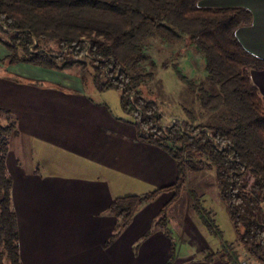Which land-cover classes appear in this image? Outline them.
<instances>
[{
    "label": "trees",
    "instance_id": "trees-1",
    "mask_svg": "<svg viewBox=\"0 0 264 264\" xmlns=\"http://www.w3.org/2000/svg\"><path fill=\"white\" fill-rule=\"evenodd\" d=\"M201 1L0 0V43L10 51L5 60L10 65L57 71L83 66V83L87 86L92 80L99 92L119 91L122 108L135 117L142 138L177 160L174 184L114 199L110 212L117 224L110 242L163 192H173L171 204L187 185L189 173L214 171L240 245L264 264V96L251 75L252 70H264V59L246 49L237 35L253 22L249 9L203 7ZM153 40L161 46L184 41L185 48L197 47L206 60V78L197 84L178 67L176 72L197 92L206 111L222 114L220 122L159 127L165 115L159 102L144 92L155 79ZM17 132V123L4 124L0 114V264H22L13 179L7 167L10 139ZM196 210L218 235L213 221L209 224L198 206ZM167 211L166 207L160 212L161 221H166ZM233 248V254L224 256L238 264Z\"/></svg>",
    "mask_w": 264,
    "mask_h": 264
},
{
    "label": "crops",
    "instance_id": "crops-1",
    "mask_svg": "<svg viewBox=\"0 0 264 264\" xmlns=\"http://www.w3.org/2000/svg\"><path fill=\"white\" fill-rule=\"evenodd\" d=\"M203 7H243L253 22L238 38L264 59V0H202ZM0 43V114L16 122L7 167L13 179L22 264H227L206 242L198 254H171L173 238L154 229L173 192L146 203L112 242L114 199L174 184L178 162L142 138L139 123L117 102L98 99L79 74L6 64ZM264 96V70H252ZM169 204V205H168ZM169 209V208H168ZM199 226V225H198ZM197 227V226H196ZM182 236H186L182 234ZM214 250V249H212ZM214 254L212 261L206 258Z\"/></svg>",
    "mask_w": 264,
    "mask_h": 264
},
{
    "label": "rangeland",
    "instance_id": "rangeland-1",
    "mask_svg": "<svg viewBox=\"0 0 264 264\" xmlns=\"http://www.w3.org/2000/svg\"><path fill=\"white\" fill-rule=\"evenodd\" d=\"M161 45L158 40H153L152 55L157 62L155 79L151 80L147 88L144 89L146 97L155 98L159 102L165 115L164 122L159 127L162 126L163 129H166L174 121L181 123V126L183 121L194 125L220 122L222 114H211L206 111L198 99L197 92L182 82L176 72V67H178L189 79L197 84L200 83L206 78L204 56L195 46L185 48L184 41L174 46ZM8 52L10 54L9 50ZM4 63H6L5 60ZM83 68V66H77L69 71L79 74ZM6 70L7 65L0 66V73ZM87 89L91 94L95 91L92 80L87 84ZM119 94H121L119 91L110 90L105 95L99 94L95 97L117 102ZM197 206L209 224L213 221L216 230L219 231L218 235L212 234L213 232L204 224L200 213L196 210ZM167 208L169 209L166 212V221H161V217L158 218L154 229H168L173 238V251L171 252L173 256L181 253L182 250L196 255L204 249V244L209 241L213 244L211 249L206 252L216 251L219 247L227 264L230 263L224 256V252L233 254L230 249L232 247L237 252V256L233 257L238 264H260L240 245L228 207L219 193L214 171L189 173L187 185L180 190L179 195ZM182 234L186 236H182Z\"/></svg>",
    "mask_w": 264,
    "mask_h": 264
},
{
    "label": "built area",
    "instance_id": "built-area-1",
    "mask_svg": "<svg viewBox=\"0 0 264 264\" xmlns=\"http://www.w3.org/2000/svg\"><path fill=\"white\" fill-rule=\"evenodd\" d=\"M176 123H177V121H174V122L171 124L170 127L174 126ZM197 134H199V133H197ZM197 134H196V135H197Z\"/></svg>",
    "mask_w": 264,
    "mask_h": 264
}]
</instances>
